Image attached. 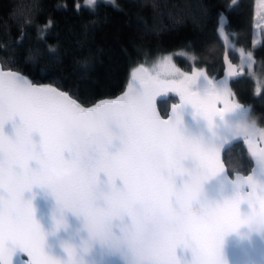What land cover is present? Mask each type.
<instances>
[{
	"label": "snow or ice",
	"instance_id": "1",
	"mask_svg": "<svg viewBox=\"0 0 264 264\" xmlns=\"http://www.w3.org/2000/svg\"><path fill=\"white\" fill-rule=\"evenodd\" d=\"M241 56L252 60L251 52ZM242 74L231 65L222 78L185 72L163 56L134 68L119 96L85 107L50 84L0 70V264H182L177 248L191 254L183 264H226L221 246L244 223L241 203L247 214L264 212V128L230 127L249 110L230 87ZM167 97L177 100L165 118L158 98ZM188 109L197 130L185 123ZM17 117L10 136L4 124ZM241 140L255 167L231 197L209 199L205 183L229 178L222 153ZM50 164L70 171L52 176ZM34 186L55 201L48 233ZM66 214L78 227L59 240V255L46 251V235L68 233Z\"/></svg>",
	"mask_w": 264,
	"mask_h": 264
},
{
	"label": "trees",
	"instance_id": "2",
	"mask_svg": "<svg viewBox=\"0 0 264 264\" xmlns=\"http://www.w3.org/2000/svg\"><path fill=\"white\" fill-rule=\"evenodd\" d=\"M254 2L97 0L86 6L80 0H0V63L86 107L120 94L133 66L164 53H176L174 62L185 71L195 66L218 77L227 47L236 64L241 50L251 52L257 78L240 71L231 88L249 108L247 119L264 128V39L252 45ZM176 100L158 101L161 114ZM223 161L229 174L252 166L240 142L223 153Z\"/></svg>",
	"mask_w": 264,
	"mask_h": 264
},
{
	"label": "water",
	"instance_id": "3",
	"mask_svg": "<svg viewBox=\"0 0 264 264\" xmlns=\"http://www.w3.org/2000/svg\"><path fill=\"white\" fill-rule=\"evenodd\" d=\"M223 63H224L223 72L220 76H218V78L224 77L225 72L229 70V65H231V67L234 68L237 72H240L237 64L233 63L228 57V47L225 49V52L223 55ZM0 70L8 71L11 69H4L0 63ZM11 71H16V70H11ZM22 75H24V74H22ZM232 80H234V79H232ZM231 81H230V87H231ZM35 84H37V83H35ZM38 85H48V84H38ZM52 86L56 87L54 85H52ZM56 88H58V87H56ZM58 89L61 90L60 88H58ZM231 90H232V88H231ZM61 91H63V90H61ZM232 92L234 93L233 90H232ZM120 94H118L117 96H119ZM117 96H115V97H117ZM115 97L106 98V99H114ZM234 98H235V95H234ZM163 99L164 98H161L160 100H163ZM101 100H104V99H101ZM160 100L158 98V101H160ZM99 101L100 100L96 101L94 104H96ZM175 102H172L169 105V108H168L166 115H162L158 109L161 116L166 118L168 113L170 112L171 105ZM94 104H91V105L86 106V107H91ZM184 120H185V123L192 130H197L199 127H202V124H198L196 121H194L191 118L190 109L185 111ZM247 121H248L249 125H254L255 128H263L259 124H257L256 121H254V120H248L247 119ZM14 123H19L18 117L15 118V121H7L4 124V131L10 136L14 135V132H13V124ZM33 140L36 141L37 143L39 142V134L38 133L33 134ZM238 142H240L242 144L243 148L245 149L248 157L250 158V160L252 162V166H251L250 170L245 174L240 173V172H235V173L229 174L227 171V174L229 175V177H232V176L237 175V174L248 175L251 172L252 168L255 167V162L250 155L249 146L244 144L242 140L241 141H235V142L231 143L230 145H228L225 148V150L223 151V153L232 144L238 143ZM260 146L264 147V142H260ZM223 153H222V162L224 163ZM225 168H226V166H225ZM226 170H227V168H226ZM222 182L224 185L223 195L231 196L232 195V187H231L230 183L222 175H218L216 177L210 178L205 183V185H204L205 195H207L210 198L214 197L216 199H220V197H221L220 186H221ZM247 190L248 189L246 187L243 189V191H247ZM32 191L36 193V195L33 197V204L36 208L37 219L40 220V222H41L42 226L44 227L46 233H48L50 226H51V214H52V210L55 206V201L53 200V198L50 195H48L43 190H41L35 186H34ZM29 195H31V193H28V192L25 193L26 197H28ZM248 212H249V207L247 205V202H242L241 203V214L245 215ZM66 215L68 218V225H69L68 233H66L63 229H61V230H58V232L56 234L46 235V239H45V250L46 251L51 250L53 253L59 255L61 253V249L59 247V240L63 239V238H67V235L69 233L73 232L76 227H78V222L76 221V219L74 217H72L71 214H66ZM221 252H222V255L226 261V264H264V233H260V234L250 233V232H248L246 227L242 225L235 232H230V233L226 234L224 241L222 243V246H221ZM177 255H178V257L181 258L182 264L184 261L190 260V258H191V254L188 250H183L180 248H177ZM20 259L26 260V257H21Z\"/></svg>",
	"mask_w": 264,
	"mask_h": 264
},
{
	"label": "clouds",
	"instance_id": "4",
	"mask_svg": "<svg viewBox=\"0 0 264 264\" xmlns=\"http://www.w3.org/2000/svg\"><path fill=\"white\" fill-rule=\"evenodd\" d=\"M230 127L233 131L236 132H245L250 130V125L248 124L247 117L245 116H240L234 119L230 123ZM204 139L206 143H208L209 145H214L216 143V138L208 132L204 133ZM37 148H39L38 143H37ZM47 170L48 173L52 176H58L60 171H63L65 173L70 171V169L68 168H65L63 170H58L54 164H50ZM259 179L261 183L264 184V176L259 177ZM227 181L230 183L232 187V195L235 193V191L239 190L241 185L243 184L242 175L239 174L229 177ZM223 188L224 185L222 182L220 186V192H221L220 199L231 197L232 195L231 196L223 195ZM208 198L211 200H218L214 197L213 198L208 197ZM243 219H244V223L242 225L246 227L248 232L257 233V234L264 233V212L258 210L255 214H246L243 217ZM205 228L211 230L210 225H205Z\"/></svg>",
	"mask_w": 264,
	"mask_h": 264
},
{
	"label": "rangeland",
	"instance_id": "5",
	"mask_svg": "<svg viewBox=\"0 0 264 264\" xmlns=\"http://www.w3.org/2000/svg\"><path fill=\"white\" fill-rule=\"evenodd\" d=\"M96 1L97 0H94V3ZM102 1H105V2H113L114 0H102ZM80 3L83 4V5L88 6L87 0H80ZM89 6H91V5H89ZM263 39H264V6H262V0H255V2H254V30H253V35H252V45H257L259 42L263 41ZM180 53H182V52L180 51ZM243 53L244 54H247L249 52H243ZM175 54L176 53H174V55H173V53H170V52L169 53H164V54L160 55L158 58H161L163 56H171L173 58V62H174V56H175ZM187 57H188V55H187ZM158 58H156L155 60H153L151 62L142 63V64H145L146 66H150ZM249 64H251L252 66L249 67ZM138 65H140V64H138ZM138 65L133 66L130 69L129 74H128V80L130 79L132 70L134 68H136ZM237 66H238V69L240 71H246L247 70L249 73H252V76H254L255 78H257L256 71H253V69H252L253 66H254L253 60H251V61L242 60V56L240 54L239 59L237 61ZM193 68H199V67L193 66L190 71H185V70H183L181 68L180 69L182 71H185V72H191L193 70ZM199 69H202V68H199Z\"/></svg>",
	"mask_w": 264,
	"mask_h": 264
}]
</instances>
